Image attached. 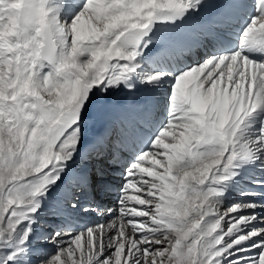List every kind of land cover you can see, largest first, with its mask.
<instances>
[{"label":"snow or ice","instance_id":"1","mask_svg":"<svg viewBox=\"0 0 264 264\" xmlns=\"http://www.w3.org/2000/svg\"><path fill=\"white\" fill-rule=\"evenodd\" d=\"M0 264H264V0H0Z\"/></svg>","mask_w":264,"mask_h":264},{"label":"bare ground","instance_id":"2","mask_svg":"<svg viewBox=\"0 0 264 264\" xmlns=\"http://www.w3.org/2000/svg\"><path fill=\"white\" fill-rule=\"evenodd\" d=\"M99 220L100 223H106L107 221L101 219L100 217H80L76 220H73L72 225L74 231L68 232L65 234V239L70 238L71 235H74L76 231L83 229L86 225L91 226L94 221Z\"/></svg>","mask_w":264,"mask_h":264}]
</instances>
